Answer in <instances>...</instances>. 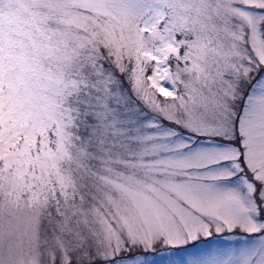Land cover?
<instances>
[{
	"label": "snow or ice",
	"instance_id": "obj_1",
	"mask_svg": "<svg viewBox=\"0 0 264 264\" xmlns=\"http://www.w3.org/2000/svg\"><path fill=\"white\" fill-rule=\"evenodd\" d=\"M0 264H264V0H0Z\"/></svg>",
	"mask_w": 264,
	"mask_h": 264
}]
</instances>
